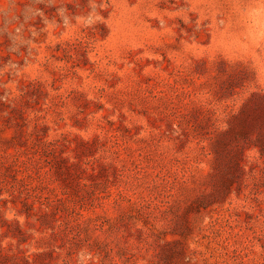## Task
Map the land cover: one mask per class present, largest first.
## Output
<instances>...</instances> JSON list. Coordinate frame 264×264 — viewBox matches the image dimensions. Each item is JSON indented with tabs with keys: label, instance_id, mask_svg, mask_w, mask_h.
<instances>
[{
	"label": "rangeland",
	"instance_id": "obj_1",
	"mask_svg": "<svg viewBox=\"0 0 264 264\" xmlns=\"http://www.w3.org/2000/svg\"><path fill=\"white\" fill-rule=\"evenodd\" d=\"M0 264H264V0H0Z\"/></svg>",
	"mask_w": 264,
	"mask_h": 264
}]
</instances>
